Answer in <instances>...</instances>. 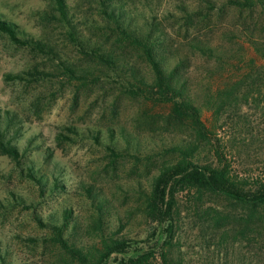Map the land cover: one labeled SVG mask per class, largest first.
I'll use <instances>...</instances> for the list:
<instances>
[{
	"label": "rangeland",
	"instance_id": "rangeland-1",
	"mask_svg": "<svg viewBox=\"0 0 264 264\" xmlns=\"http://www.w3.org/2000/svg\"><path fill=\"white\" fill-rule=\"evenodd\" d=\"M215 1L217 7L223 6L224 0ZM64 3L65 19L60 17L54 0H0V19L16 25L21 39L38 40L53 54L17 45L0 31V143L15 146L19 156L18 162L14 161L2 152L0 144L2 264H59L63 257L57 248L33 243V239L48 233L35 224L33 217L48 223V218L58 217L62 209L71 210V223L76 224L73 237L91 243L88 236L95 232L86 235L85 226L92 223L94 211L84 197L83 184H91L106 199L104 221L108 228L103 231H116L129 238L128 256L154 253V260L149 258L148 263L156 264L163 240L158 242L159 227L141 212L143 200L133 187L136 182L145 186L157 166L175 161V155L163 151L162 143L189 139L190 130L171 118L168 105L129 97L112 81L97 80L103 67L83 43L96 42L111 55L127 59L148 80L152 73L139 52L124 45L107 28L109 22L98 14L95 0ZM110 3L122 12V17L132 18L133 26H158L165 53L187 55V68L180 69L179 79L187 78V86L197 94L231 90L240 75L248 71L249 57L256 58L246 49L241 59L236 54L241 41L230 42L224 36L235 35L239 25L255 23L264 39V17L257 8L248 12L221 7L209 12L199 0ZM180 6L187 7L190 18L185 20L187 14L179 10ZM200 6L208 15L203 21L194 16ZM230 29L235 32L229 33ZM70 34L86 52L75 46ZM197 36L211 47L230 50L236 58L229 64L206 63L187 48L188 40ZM262 62L257 59L256 65ZM64 65L90 68L92 74L85 79L74 78L63 69ZM13 74L20 78H11ZM187 75L193 77L192 86ZM243 88L242 84L235 86L231 92L234 97L228 103L230 109L218 120L213 122L206 108L201 113L219 140L220 152L230 169L242 179L253 180L264 175V101L256 94L264 92V78L246 104L240 96ZM73 129L78 135L71 132ZM108 129L115 133L124 129L152 151L138 160L130 156L113 159L87 136V131H99L104 136ZM209 157V150L201 153L202 162ZM28 169L40 180V187L26 177ZM28 206L31 208L26 209ZM174 214L169 245L173 263L264 264V208L248 216L244 209L216 197L180 193ZM27 238L32 242H26Z\"/></svg>",
	"mask_w": 264,
	"mask_h": 264
},
{
	"label": "trees",
	"instance_id": "trees-1",
	"mask_svg": "<svg viewBox=\"0 0 264 264\" xmlns=\"http://www.w3.org/2000/svg\"><path fill=\"white\" fill-rule=\"evenodd\" d=\"M95 1L98 4V14L109 22L106 25L107 28H111L117 38L125 42L124 45L137 50L152 73V78L148 80L127 59L111 55L110 51L96 42H86L83 45L89 48L88 53L103 67L102 75L97 80L101 78L112 81L120 86L123 93L129 97L168 105L171 118L181 125L184 124L190 130L191 138L189 139L180 138L162 143L163 151L175 155L177 159L171 163L157 166L145 186L136 182V187H133V191L143 200L141 212L147 221L159 227L156 232L158 242L163 240L158 246L156 264H175L169 256V245L174 234V213L178 194H195L196 196L207 194L244 209L248 216L255 215L264 208V175L262 178L245 180L234 174L220 152L219 140L210 129L211 127L206 126L201 113L202 108H206L212 115L213 122L218 120L229 111L228 103L234 97L231 92L238 84L244 86L240 96L246 104L247 98L252 96L253 89L256 85L259 87V82H262L264 78V39L258 34L257 31L260 29L256 27L255 23L239 25L235 35L224 36V39L226 38L230 42L233 39L241 41L242 45L237 46L240 51L236 53L241 56V59L246 49L250 50L256 58L249 57L248 71L240 75L231 90L229 88L218 90L212 95H206L204 92L197 94L187 86V78L183 81L179 79L180 69L187 68V55L177 56L165 53V49L161 46L163 41L158 26L154 24L149 26L147 23L142 28L133 26L131 24L133 19L122 17V12L114 8V5L110 3L111 0ZM54 2L60 17L65 19L64 0H54ZM199 2L204 4L209 12L219 11L221 7L233 8L238 11L247 10L248 12L257 8L259 15L264 17V0H224L221 7L216 6L215 0H199ZM181 6L179 10L187 14L185 20L190 18L187 7ZM201 9V6L198 7L194 13L198 21H203L208 16ZM16 29V25L0 19V31L8 34L12 42L42 53L47 51L48 54L53 55L51 49H47L40 41L18 37ZM233 32L235 31L230 29L229 33ZM200 37H191L187 42V48L192 54L197 53L206 63L214 61L229 64L230 60L236 58L233 57L230 50L211 47L207 40ZM70 38L80 51L86 52L74 35L70 34ZM257 59H261L263 65L257 66ZM63 69L74 78L85 79L92 74L90 68L64 65ZM10 76L13 79L20 78L19 75ZM187 76L189 80L191 79L192 86L193 77ZM206 92L209 93L208 90ZM256 94L264 101V92L258 91ZM71 132L78 135V131L74 129ZM87 134L89 139L102 147L113 159L130 156L132 159L138 160L141 159L139 156L143 153L147 154L152 151L147 148L146 144L141 146L139 141L131 137L124 129L117 133L108 129L104 136L100 135L99 131H87ZM57 139L59 138L57 137ZM1 150L18 162L19 156L15 146L1 144ZM206 150H209L210 157L208 161L202 162L201 153ZM26 177L40 187V180L30 169L27 170ZM55 184L54 182V186ZM81 187L84 197L94 211L92 223L85 226L86 235L95 232L88 236L91 243L78 242L73 237L76 224L75 222V225L71 223L70 209H62L58 217H49L48 223H43L40 217L34 216L35 224L48 233L33 239V243L40 246L50 244L57 248L63 257L59 264H149V258L152 259L154 253L140 252L128 256L131 243L129 238L119 236L116 231H103L105 227L108 228V222L104 221L106 220L104 218L106 199L98 195L91 184H83ZM28 208L31 207H26V209ZM27 240L32 242V239L27 238L26 242ZM2 262L0 258V264Z\"/></svg>",
	"mask_w": 264,
	"mask_h": 264
}]
</instances>
